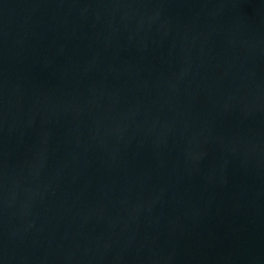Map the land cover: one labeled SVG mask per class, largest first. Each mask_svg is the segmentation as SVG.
<instances>
[{
    "label": "water",
    "instance_id": "1",
    "mask_svg": "<svg viewBox=\"0 0 264 264\" xmlns=\"http://www.w3.org/2000/svg\"><path fill=\"white\" fill-rule=\"evenodd\" d=\"M0 264H264V0H0Z\"/></svg>",
    "mask_w": 264,
    "mask_h": 264
}]
</instances>
